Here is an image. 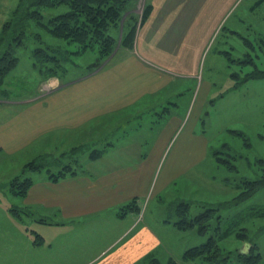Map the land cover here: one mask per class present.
I'll list each match as a JSON object with an SVG mask.
<instances>
[{
    "label": "crops",
    "instance_id": "crops-1",
    "mask_svg": "<svg viewBox=\"0 0 264 264\" xmlns=\"http://www.w3.org/2000/svg\"><path fill=\"white\" fill-rule=\"evenodd\" d=\"M3 1L0 0V12ZM234 1L229 0L211 24V6L218 0H149L147 14L134 32L133 51L128 49L105 69L62 85L56 95L42 102L26 103L17 111L0 104L1 158L13 160L20 150L32 151L30 146L35 143L40 146L37 149H47L59 140L65 150L88 143L93 148L106 138V148L99 151L96 159L58 182L36 181L26 199L39 212L44 209L61 216L56 225L62 226V264H178L184 250L192 245L191 240L183 239L187 229L174 224L178 219L174 212L176 201L200 204L211 202V198L199 199L188 184L179 187L186 191L172 187L169 192L167 187L186 180L189 184L197 182V189L204 188L206 193L219 190L221 178L208 176L194 165L198 158L208 156L205 125L202 123L200 131L192 125L181 144L177 134L191 116L194 122L200 121L203 112L209 116L205 101L197 114L192 113L197 63L214 33L223 26ZM17 3L18 0L13 5ZM262 3L264 0L253 1L250 10ZM11 12L10 6L5 17ZM5 20L0 19V26ZM245 25L264 42L258 28L259 31L249 21ZM207 89L205 96L210 101V88ZM244 108L238 118L249 122L254 114ZM231 117L228 114L223 119ZM55 132L62 135L52 140ZM170 143L171 149L176 145L181 149H170L163 175L160 177L159 171L155 178ZM180 158L185 161L177 163ZM183 173L186 175L180 176ZM168 195L169 200L162 199ZM3 200L0 193V243L9 228L16 229L11 235L23 232L28 239L26 231L13 225L20 219ZM12 203L19 206L16 200ZM102 221L110 223L105 229L113 238L107 233L103 236L112 240L86 259H77L81 252L73 247L83 245L77 232L90 231L94 222ZM111 228L117 231L112 233ZM11 237H7L8 242Z\"/></svg>",
    "mask_w": 264,
    "mask_h": 264
},
{
    "label": "rangeland",
    "instance_id": "rangeland-1",
    "mask_svg": "<svg viewBox=\"0 0 264 264\" xmlns=\"http://www.w3.org/2000/svg\"><path fill=\"white\" fill-rule=\"evenodd\" d=\"M16 1L1 2L3 8L0 19L7 21L11 15L10 13L5 17L8 14V8L11 6L13 11L16 7L13 4ZM228 1L218 0L217 4L211 6L213 9L211 24ZM253 1L255 0H235L222 22L223 26L217 29L209 45L205 47L197 63L198 74L195 79L197 85L194 89L192 113L197 114L200 104L205 101L204 109L209 116L204 115L205 112H203L199 122H194L191 116L177 134V137L180 135L179 143L181 144V138L188 134L192 125L195 126L196 131L201 130L202 123L205 125V137L209 145L208 156L198 158L194 165L208 176H214L217 180L221 178L219 190L211 189L206 193L204 188L197 189L199 186L197 182L189 184L186 180L184 184L168 185L167 189L170 192L172 187L179 188L188 184L191 189L193 188V194L198 195L199 199L207 196L211 198L209 199L211 202L200 204H194L189 200L176 201V204H182L181 208L183 205L187 206L186 211L190 218L201 212L204 204L211 207L207 217L202 219L206 225V231L200 233L196 226L188 227L183 234V239L187 238L191 240L192 245H198L207 240L216 225H220L223 232L216 240L217 255H223L227 251L236 253L242 249L245 242L249 243L248 240L239 239L234 233L235 223L239 220L238 226L243 229L246 237L256 242L262 257L261 264H264V215H255V212L251 215L254 209L250 208V204H255L257 207L264 206V185L245 198L241 195L244 190L241 189L242 184L240 185L244 179L251 181L260 179L264 183V78L248 75L251 71H255V74L259 76L264 75V42L258 38L257 34L246 30L247 25H245L249 21L253 28L259 29L264 35V3L252 11L249 6ZM262 1L258 0V2ZM148 2L149 0L126 1L124 13L116 20L115 25L108 27V32L113 38L112 49L106 57L102 58L99 57L95 48L86 46L80 48L77 43L53 33L49 19L62 13L64 9L62 4L51 8H41L42 15L40 13L39 18L36 16L26 18L24 22H27L21 37L17 36L18 41L12 42L14 45L11 53L12 56L17 57V63L12 69L2 74L0 104L17 111L26 103L42 102L45 97L56 95L62 89V85L73 83L78 77L93 71L105 69L110 63L114 64L121 59L128 49L131 48L130 50L133 51L134 38L130 43L127 40L128 34L132 26H137L142 21L141 17ZM34 9L32 6L30 12L34 13ZM3 24L0 26V34ZM3 44L0 53L5 47ZM202 80L203 83H201ZM207 87L210 88V101L205 96ZM31 97L34 98L31 99ZM242 103H244L243 106H241ZM241 107H245L244 111L250 115L254 114V118L252 117L249 122L239 119ZM228 114L232 117L223 119ZM59 135L61 136L62 132L53 133L52 140ZM105 141L104 137L103 141L99 144L95 143L93 148L92 143H88L78 148L65 150H62V142L59 140L56 143H50L47 149H37L40 146L35 143L34 146H30L33 147L32 151L30 148L29 151L20 150L21 152L19 151L13 160L0 157V193L5 199L2 202L9 204L10 210L20 219V221H14L13 225L18 227L19 231L21 229L28 234V239L23 232L13 236L11 233L16 229L9 228L10 233L5 232L6 234L1 236L0 264H62L59 254L62 251L60 250L62 226L56 225L61 216L53 213L51 215L50 211L44 209H40V212L44 214L40 215V212L35 210L26 199L36 181L44 179L52 183L58 182L66 175H73L91 159H96L99 151L106 148ZM191 144L188 141L187 145L191 146ZM172 145L170 143L168 146L167 153ZM174 148L181 149L176 145L171 152ZM38 151L44 153L38 155ZM171 152L166 153L167 155L157 166L155 178L159 171L160 177L163 175L170 161ZM184 161L185 159L180 158L177 163ZM185 175L186 173H183L180 176ZM25 179L31 182L20 194L22 187L20 188L19 185ZM179 190L186 191L181 188ZM169 195L162 199L169 200ZM13 199L19 202V206L13 205ZM255 211L260 212L259 209ZM261 212L264 213V208ZM94 224L95 227L90 231L77 232L78 236H81L83 245L76 249L74 245L73 250L81 252V256L77 257L79 260L86 259L113 238V234L105 229L110 223L102 221L94 222ZM226 224L229 226H225ZM116 231L115 228H111L112 233ZM103 233H107L112 238L104 237ZM8 236H12L9 242ZM16 240L17 245H15ZM11 243L14 245L11 246ZM173 254L177 260L180 259L177 253ZM178 264H205V262L200 259L183 262L180 259Z\"/></svg>",
    "mask_w": 264,
    "mask_h": 264
},
{
    "label": "trees",
    "instance_id": "trees-1",
    "mask_svg": "<svg viewBox=\"0 0 264 264\" xmlns=\"http://www.w3.org/2000/svg\"><path fill=\"white\" fill-rule=\"evenodd\" d=\"M127 0H18L15 9L11 12L10 17L3 24V30L0 34V48L3 44L5 47L3 52L0 53V82L2 81V74L12 69L17 63V57L12 56L11 50L13 49L12 42L18 41L17 36L21 37L24 30V22L26 18L38 17L41 13V8H51L62 4L64 9L62 13L50 17L49 24L52 26V31L57 36H62L63 39H68L77 43L80 48L82 46L95 48L99 53V57H106L108 52L112 49V40L108 27L113 25L117 19L121 17L126 9ZM32 6L35 8L34 13L30 12ZM149 5H146L142 19L147 14ZM42 15V13H41ZM27 20V19H26ZM115 25V24H114ZM132 30L128 34V41L132 43L136 26H132ZM93 46V47H92ZM131 46V45H130ZM85 47V48H86ZM248 75L254 78H264V75H257L255 71H251ZM236 76V74H234ZM31 180L25 179L20 182L22 194ZM242 191L241 195L245 197L251 195L264 185L260 179L241 181L240 185ZM133 202V201H132ZM182 204H176L174 208L175 214L178 219L174 224L182 229L196 226L200 233L206 231V225L202 219L207 217L210 208L204 204V209L193 217H189L186 207ZM250 208L254 209L251 215H264L262 209L264 206L250 204ZM259 209L260 212L255 210ZM250 215V216H251ZM239 220L236 221L234 226V233L239 239L245 240L249 243L246 251L242 252L241 249L236 253L231 251L224 252L223 255H217L216 240L221 236L223 229L222 226L216 225L213 232L208 236L207 240L198 245H192L184 250L182 254V261L189 262L191 260L200 259L205 264H261V254L259 253L256 242L253 239L246 237L243 229L238 226ZM217 224V223H216ZM231 223H229L230 225ZM226 224L225 226H229ZM224 226V227H225ZM246 243V242H245ZM244 243V244H245ZM172 262V261H171Z\"/></svg>",
    "mask_w": 264,
    "mask_h": 264
},
{
    "label": "clouds",
    "instance_id": "clouds-1",
    "mask_svg": "<svg viewBox=\"0 0 264 264\" xmlns=\"http://www.w3.org/2000/svg\"><path fill=\"white\" fill-rule=\"evenodd\" d=\"M249 245L247 243L244 244V247L241 249L242 252L246 251Z\"/></svg>",
    "mask_w": 264,
    "mask_h": 264
},
{
    "label": "water",
    "instance_id": "water-1",
    "mask_svg": "<svg viewBox=\"0 0 264 264\" xmlns=\"http://www.w3.org/2000/svg\"><path fill=\"white\" fill-rule=\"evenodd\" d=\"M243 247H244V245H243ZM243 247H242V248H243Z\"/></svg>",
    "mask_w": 264,
    "mask_h": 264
}]
</instances>
